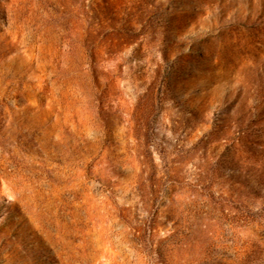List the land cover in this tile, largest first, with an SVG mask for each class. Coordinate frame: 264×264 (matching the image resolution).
Wrapping results in <instances>:
<instances>
[{
	"label": "rangeland",
	"instance_id": "1",
	"mask_svg": "<svg viewBox=\"0 0 264 264\" xmlns=\"http://www.w3.org/2000/svg\"><path fill=\"white\" fill-rule=\"evenodd\" d=\"M0 264H264V0H0Z\"/></svg>",
	"mask_w": 264,
	"mask_h": 264
}]
</instances>
